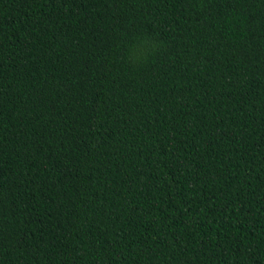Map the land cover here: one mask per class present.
Returning a JSON list of instances; mask_svg holds the SVG:
<instances>
[{"label":"trees","instance_id":"1","mask_svg":"<svg viewBox=\"0 0 264 264\" xmlns=\"http://www.w3.org/2000/svg\"><path fill=\"white\" fill-rule=\"evenodd\" d=\"M0 264H264V0H0Z\"/></svg>","mask_w":264,"mask_h":264}]
</instances>
